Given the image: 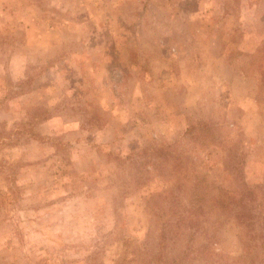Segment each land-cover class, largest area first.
I'll use <instances>...</instances> for the list:
<instances>
[{
  "label": "rangeland",
  "instance_id": "rangeland-1",
  "mask_svg": "<svg viewBox=\"0 0 264 264\" xmlns=\"http://www.w3.org/2000/svg\"><path fill=\"white\" fill-rule=\"evenodd\" d=\"M0 264H264V0H0Z\"/></svg>",
  "mask_w": 264,
  "mask_h": 264
},
{
  "label": "trees",
  "instance_id": "trees-1",
  "mask_svg": "<svg viewBox=\"0 0 264 264\" xmlns=\"http://www.w3.org/2000/svg\"><path fill=\"white\" fill-rule=\"evenodd\" d=\"M170 147L168 146V147H160V148H158V149H156V150H154V153H156V154H160V155H168V152H167V150L169 149ZM163 153H165V154H163Z\"/></svg>",
  "mask_w": 264,
  "mask_h": 264
}]
</instances>
